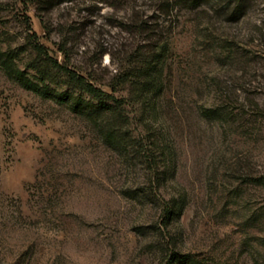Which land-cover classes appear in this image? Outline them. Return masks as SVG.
<instances>
[{
    "label": "rangeland",
    "instance_id": "rangeland-1",
    "mask_svg": "<svg viewBox=\"0 0 264 264\" xmlns=\"http://www.w3.org/2000/svg\"><path fill=\"white\" fill-rule=\"evenodd\" d=\"M0 264H264V0H0Z\"/></svg>",
    "mask_w": 264,
    "mask_h": 264
},
{
    "label": "trees",
    "instance_id": "trees-1",
    "mask_svg": "<svg viewBox=\"0 0 264 264\" xmlns=\"http://www.w3.org/2000/svg\"><path fill=\"white\" fill-rule=\"evenodd\" d=\"M200 1L201 0H182V2H184L188 5H192V6H197ZM35 47L39 52H43V47L41 45L37 44V45H35ZM161 56H162V51L160 50L156 54L155 62H153V63L159 64L161 61H163ZM149 63L150 62H148L147 60H144L142 65L145 67ZM55 64L57 66H59L60 68H62L65 71V73L67 74L66 75L67 76V79H66L67 83L70 84L71 86H73L74 88L79 89L80 92L87 93L92 98L97 99V100H102L104 97L110 96L109 93H106L103 89L95 86L93 83H91L89 80H87L84 75L78 74L76 71L69 69L68 67L61 65L59 63H55ZM159 77H160V75L156 76L155 82L159 83L162 81ZM23 82L25 84H27L29 87L33 88L34 90L39 89L38 85H36L35 83H32V81H30L29 79H23ZM138 94L140 96L144 94V89L142 87L141 88L139 87ZM64 97H66V94L64 95ZM177 211H178V209H177L175 203L174 202H168L165 205L164 217L166 219H168L173 213H175Z\"/></svg>",
    "mask_w": 264,
    "mask_h": 264
}]
</instances>
